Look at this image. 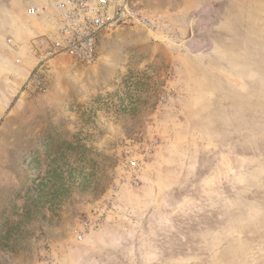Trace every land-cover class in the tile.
Wrapping results in <instances>:
<instances>
[{
  "label": "rangeland",
  "instance_id": "rangeland-1",
  "mask_svg": "<svg viewBox=\"0 0 264 264\" xmlns=\"http://www.w3.org/2000/svg\"><path fill=\"white\" fill-rule=\"evenodd\" d=\"M139 2L89 67L1 6L0 264H264V0Z\"/></svg>",
  "mask_w": 264,
  "mask_h": 264
},
{
  "label": "built area",
  "instance_id": "built-area-1",
  "mask_svg": "<svg viewBox=\"0 0 264 264\" xmlns=\"http://www.w3.org/2000/svg\"><path fill=\"white\" fill-rule=\"evenodd\" d=\"M53 7L55 37L50 40L44 57L65 55L84 67L97 61L100 38L104 33L123 25L149 29L158 26L139 0H55ZM42 9L30 7L27 13L34 15Z\"/></svg>",
  "mask_w": 264,
  "mask_h": 264
},
{
  "label": "crops",
  "instance_id": "crops-1",
  "mask_svg": "<svg viewBox=\"0 0 264 264\" xmlns=\"http://www.w3.org/2000/svg\"><path fill=\"white\" fill-rule=\"evenodd\" d=\"M25 1V6L18 10V13L16 14L15 12V0H5L1 2V6L6 10V15L7 19L11 21V23L14 22V20H17V18H20V16L23 17V20L26 22H29L27 26H25L24 32L28 40H32V38L39 36L44 31V28L46 26H49L52 29V32L55 31V24H54V16H52L53 19L49 18V14L53 13L55 14L54 7H53V2L55 0H24ZM6 3V4H5ZM43 3H49V5H44ZM5 4V5H4ZM30 7H39L43 8L41 12L34 14V15H29L27 13V9ZM2 19V13L0 12V20ZM53 20V22H52ZM10 23V24H11ZM34 24V26L32 25ZM39 24V25H38ZM47 24V25H46ZM11 29V28H10ZM14 28L11 29L13 31Z\"/></svg>",
  "mask_w": 264,
  "mask_h": 264
}]
</instances>
